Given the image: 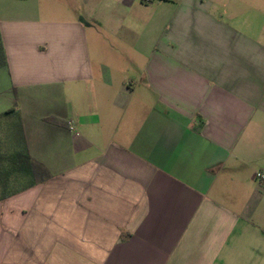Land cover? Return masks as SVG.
<instances>
[{
	"label": "crops",
	"instance_id": "obj_1",
	"mask_svg": "<svg viewBox=\"0 0 264 264\" xmlns=\"http://www.w3.org/2000/svg\"><path fill=\"white\" fill-rule=\"evenodd\" d=\"M89 1L0 0V117L51 175L7 191L1 156L0 264H264V0Z\"/></svg>",
	"mask_w": 264,
	"mask_h": 264
},
{
	"label": "rangeland",
	"instance_id": "obj_2",
	"mask_svg": "<svg viewBox=\"0 0 264 264\" xmlns=\"http://www.w3.org/2000/svg\"><path fill=\"white\" fill-rule=\"evenodd\" d=\"M37 2V8L41 16L54 20H73L82 17L85 21L92 16L94 5L89 0H32ZM99 36L92 31L90 45L93 58L96 62L112 66L123 71L130 67V56L125 50L129 49L126 42V32L122 31L115 36L111 30L99 27ZM117 73V72H115ZM26 142L24 139L21 122L17 115L0 117V157L7 159L11 151L16 155L26 154ZM3 158H0L2 161ZM19 176V175H17ZM5 184L6 190L13 191L25 189L32 184L29 176L13 177Z\"/></svg>",
	"mask_w": 264,
	"mask_h": 264
},
{
	"label": "trees",
	"instance_id": "obj_3",
	"mask_svg": "<svg viewBox=\"0 0 264 264\" xmlns=\"http://www.w3.org/2000/svg\"><path fill=\"white\" fill-rule=\"evenodd\" d=\"M6 65H7V59H6L2 37H1V32H0V68ZM17 116L19 117V115ZM19 120H20V117H19ZM47 121L58 123V124L65 125V126L67 125V123L57 120V119H47ZM21 126H22V123H21ZM22 131L24 135L23 126H22ZM24 139H25V135H24ZM25 142H26V139H25ZM26 148H27V144H26ZM4 160L6 164L5 166L6 183L7 181L8 182L11 181L10 179L12 178L13 175H16V177H19L20 175L29 176L32 180V184L29 186H37L51 179V175L48 173V171L40 164H37L33 161L27 149H26L25 155L13 154V155H9L7 159L4 158ZM1 171L2 170L0 169V175L2 173Z\"/></svg>",
	"mask_w": 264,
	"mask_h": 264
},
{
	"label": "built area",
	"instance_id": "obj_4",
	"mask_svg": "<svg viewBox=\"0 0 264 264\" xmlns=\"http://www.w3.org/2000/svg\"><path fill=\"white\" fill-rule=\"evenodd\" d=\"M146 1H150V0H146ZM256 179L259 180L260 182H264V174L257 173L256 174Z\"/></svg>",
	"mask_w": 264,
	"mask_h": 264
}]
</instances>
